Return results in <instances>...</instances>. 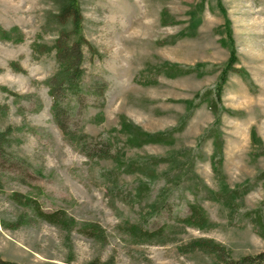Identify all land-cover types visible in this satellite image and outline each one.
I'll return each instance as SVG.
<instances>
[{
  "label": "rangeland",
  "instance_id": "1",
  "mask_svg": "<svg viewBox=\"0 0 264 264\" xmlns=\"http://www.w3.org/2000/svg\"><path fill=\"white\" fill-rule=\"evenodd\" d=\"M76 1L79 35L90 47L83 48V84L99 77L107 87L103 107L85 106L70 133L108 140L118 161L80 154L51 116L46 82L59 68L54 50L34 48L52 47L61 32H73L69 21L54 19L65 0H0V32L8 34V40L0 37V132H9V162L0 171V257L15 264L216 263L212 254L183 252L199 238L234 260L264 251L244 215L260 208L264 214V179H256L264 173V0ZM232 51L237 72L228 73L213 114L202 95L219 84ZM173 65L185 73L169 77L162 67ZM122 119L147 133L169 132L182 122L184 128L170 145L132 148L119 132ZM211 130L219 133L220 154L206 138ZM176 155L182 164L153 168V179L126 174L119 165ZM190 159L199 182L186 172ZM175 173L180 180L168 181ZM140 184L149 187L143 199ZM244 186L248 191L233 208L205 198L206 190ZM25 199L46 212L62 210L73 224L39 221ZM188 204L200 205L208 229L179 223ZM89 224L104 241L80 233ZM130 225L161 236L133 237Z\"/></svg>",
  "mask_w": 264,
  "mask_h": 264
},
{
  "label": "trees",
  "instance_id": "2",
  "mask_svg": "<svg viewBox=\"0 0 264 264\" xmlns=\"http://www.w3.org/2000/svg\"><path fill=\"white\" fill-rule=\"evenodd\" d=\"M55 21L59 25H64L69 21L73 27L72 33H63L57 37L52 47L41 46L42 48H34V52L38 54L47 53L50 50H54L55 59L58 64V71L55 75L49 78L46 82L48 87V94L51 100V116L55 125L59 128L61 133L65 138L70 140L75 144L77 151L83 156L89 159H111L113 161L117 160V154H111L109 149L108 140L96 139L88 137L87 135L81 134L80 136L73 137L70 133L71 124L77 122L75 120H80L82 117V112L88 105H93L98 108L103 107V97L106 90L107 84L99 77L90 78L89 83L83 84L84 70L82 68L83 62V48L88 46L86 40L79 35V28L81 26V13L76 0H65L61 5L59 12L54 16ZM197 22L195 19L192 20L191 28L194 29ZM6 32H0V37L4 40H8ZM71 35L77 36L75 40H71ZM40 47V46H39ZM90 48V47H89ZM237 59L233 51L227 62L226 67L222 71L219 84L215 89L206 90L203 95V100H208L209 110L213 114L219 112V104L222 96V87L226 82L228 73L237 70L234 69ZM14 71H20L19 68H15L14 64H11ZM167 70V75L174 76L176 74L185 73L179 70L178 66H165L162 69ZM87 98L97 101V104L86 102ZM184 123L182 122L179 127L165 133H147L142 131L140 128L136 127L130 122L125 120L120 121L119 132L123 134L126 138V143L132 148H140L148 144H163L170 145L174 142V134L179 133L183 130ZM206 138L213 139L215 150L217 154L221 153V139L219 133L211 130L207 133ZM253 138V137H252ZM9 145V132H0V171L4 169V164L9 162L6 157L5 148ZM187 163V173L192 174L194 180L199 182L197 176L192 173L193 161L189 160ZM167 164L170 168H175L182 164L178 162V157H161V158H151L146 162H129V163H119L120 168L126 174H141L153 179L154 170L153 168ZM214 171L217 170L215 163L213 164ZM216 168V169H215ZM258 180L264 179V173L256 177ZM180 180V175L175 173L168 178V181L177 182ZM199 184V183H198ZM196 186L197 183H196ZM137 196L143 199L149 191V187L146 184H140L137 188ZM207 191L208 200L220 201L227 203L233 208V202L236 199L241 198L247 193L246 187H242L239 190H231L227 192H220L214 194L210 190ZM21 198V196H20ZM22 199L18 201L21 202ZM23 205H28L31 208L32 214L44 223L50 224L52 226L56 225H66L71 227L72 220L67 218L62 210H55L51 212L44 211L37 202L31 199H25L22 203ZM264 203L262 204V206ZM188 214L182 218L178 219L179 223L185 228H193L197 230L208 229L211 225L208 222L207 217L203 209L199 204H188ZM155 208V206H153ZM245 217L250 221L253 226L255 233L264 240V214L262 208L252 211L244 212ZM128 227V234L136 238H144L146 240L152 238L160 237L161 233L159 231H149L144 230L140 227L130 225ZM82 235L93 238L95 240L101 239L104 241L105 236L103 232L95 224H89L83 226L81 229ZM184 253L193 252L199 250L204 253L212 254L216 257L217 262L214 264H264V251L252 255L245 256L239 259H232L224 250L223 247L215 243L210 239H195L184 245L182 248ZM0 264H15L12 262L4 261L0 257ZM86 264H103L98 258H94L88 261Z\"/></svg>",
  "mask_w": 264,
  "mask_h": 264
}]
</instances>
